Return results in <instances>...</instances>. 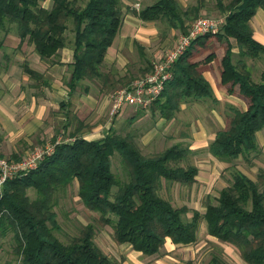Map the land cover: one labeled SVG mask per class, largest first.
Instances as JSON below:
<instances>
[{"label": "trees", "instance_id": "obj_1", "mask_svg": "<svg viewBox=\"0 0 264 264\" xmlns=\"http://www.w3.org/2000/svg\"><path fill=\"white\" fill-rule=\"evenodd\" d=\"M44 1L0 0V34L10 31L8 22L15 24L21 42L27 41L42 59H50L69 43L66 31L72 22L74 56L69 64V87L76 89L86 78L113 85L116 80L102 64L123 23V0H52L51 7ZM217 3L221 12H228L223 32L193 40L174 63L173 76L154 104L170 117L190 98L220 102L203 73L215 59L220 83L248 100L245 110L231 106L228 122L208 146L212 155L232 162L260 149L257 132L264 128V71L262 79L255 80L245 57L264 54V44L255 38L250 22L257 9L264 8V0ZM201 7V3L183 8L177 0H157L137 12L144 20H162L186 32V19L197 18ZM231 38L236 39L238 59L234 58ZM216 43L224 48L222 56L212 50L196 58ZM24 68L31 77H42L27 62ZM116 152L129 169L125 181H120L112 168ZM190 152L189 147L175 143L145 155L133 136L113 129L98 140L76 136L73 141L58 143L36 168L6 181L0 197V237L13 233L18 264H120L95 241L93 223H87L69 242L55 233L61 228L54 209L58 195L78 180L83 203L100 212L102 222L112 225L118 243H129L145 255H155L167 237L180 244L196 242L205 220L208 233L237 247L248 264H264V185L259 180L233 165L230 183L220 190L216 203H206L204 212L187 205L175 206L160 194L164 181L191 185L196 180L198 166L190 162L181 165ZM29 188L36 190L35 198L29 195ZM201 264L227 263L213 253L209 262Z\"/></svg>", "mask_w": 264, "mask_h": 264}, {"label": "crops", "instance_id": "obj_2", "mask_svg": "<svg viewBox=\"0 0 264 264\" xmlns=\"http://www.w3.org/2000/svg\"><path fill=\"white\" fill-rule=\"evenodd\" d=\"M123 1L129 3L131 9L128 10L125 7L123 10V23L114 42L109 46L105 54L102 69L111 74V77L116 80L114 83L130 85L137 79L132 80L135 74L142 76L141 73L149 69L151 63L163 56L161 47L172 42L175 43L176 37L183 31L180 27L170 26L162 20H144L140 17L137 11L157 0ZM177 1L183 8L201 3L200 13L205 8L202 0ZM218 11L219 16H226L228 13L221 12L220 9ZM192 21L191 19H186L188 28ZM250 22L255 38L264 44L263 7L257 9ZM161 23H167V25L161 27ZM10 35H8L7 40H2V46H0L1 155L11 158L23 157L36 145L52 141L59 135L71 138L81 136L88 140H98L112 129L120 132L118 127L124 121L129 120V122H132L131 126H134L147 117L148 113L143 108L138 109L128 104L124 105L118 112H115L112 109L113 100L107 88L108 84L104 85L98 79H82L76 89L71 90L67 83L72 74V67L69 64L73 62L74 56V44L71 41L61 48L59 53L53 58L42 59L27 41L21 42L20 37L16 40H11L9 38ZM169 35L170 37H167ZM231 42L234 44V58L238 59L239 48L236 39L231 38ZM255 58H246V62L252 70L253 67L249 59ZM25 62L40 72L42 77H31L25 71ZM263 71L264 68L261 70L260 79H255L254 74L253 78L261 80ZM203 73L211 83L215 96L220 100L218 103L228 106L230 112L232 111L231 106L241 110H245L248 107V104L242 107L232 98L233 96L240 98L238 95L220 88L221 72L215 59L209 61ZM46 81L48 83H45ZM111 85L109 84V86ZM184 107L185 101L181 105V108ZM202 126L205 130L206 125L203 124ZM263 130L264 128L257 132L258 139L260 132ZM199 132L198 136H196L197 144L193 143L194 148L203 143L202 137L205 132L202 129ZM216 132L217 130L211 136L210 142L214 139ZM210 142L207 146H209ZM206 231L208 232L207 226ZM121 244L130 245L133 251L142 253V251L134 249L129 243ZM189 244L175 243L170 237H167L160 252L155 254L159 255V258L150 264L166 263L165 253H169L170 257L174 253L172 251L179 246ZM121 264H132V262L127 259ZM135 264L147 263L144 261Z\"/></svg>", "mask_w": 264, "mask_h": 264}, {"label": "rangeland", "instance_id": "obj_3", "mask_svg": "<svg viewBox=\"0 0 264 264\" xmlns=\"http://www.w3.org/2000/svg\"><path fill=\"white\" fill-rule=\"evenodd\" d=\"M217 1L218 0H202L205 8L199 16H219ZM225 1L229 2L230 0ZM43 4L47 7H51L52 0H45ZM130 6L129 3L123 1V10L125 7L130 10ZM166 25L167 23H161V27ZM7 27L10 33L3 31L0 34V41L7 40L9 34H11L9 36L11 40H16L19 37L16 25L8 22ZM66 33L68 41L72 42L74 36L72 22L69 23V28ZM167 37H170V35ZM173 45L174 42L162 46L161 49L163 50V54ZM212 50H215L216 56L218 55V57L224 54L223 46L216 43L213 44L210 49L200 52L196 58H203L207 52ZM245 58H247V56ZM249 61L254 70H252L254 78L260 79L261 70L264 68V54L258 58L249 59ZM154 62L151 63L149 69L141 73L142 76L152 69ZM140 77L141 75L138 76V74H135L132 80ZM124 86H126V84L118 85L114 83L111 86L108 85L107 88L109 89L110 97L117 89ZM219 86L221 89L227 92L229 91L228 88L221 83H219ZM231 93L241 98L237 96L232 97L242 105V107L248 104V100L240 95L237 90H233ZM155 100L156 98L153 99L147 107L128 104L138 109L143 108L148 115L141 123L138 122L134 126H131L132 122H129V120L124 121L118 129L120 131L119 133L123 135L130 134L133 136L137 146L145 155L156 154L175 143H180L184 147L187 146L190 148L191 152L188 154V159L182 161L181 165L186 166L189 162L196 164L199 168L196 180L191 185L164 181L160 188V194L162 196L170 200L175 206L187 205L192 209L196 208L204 212L206 203L208 201L216 202V197L219 196L220 190L230 183L232 179L231 167H233V165L244 171L253 179L259 180V182L264 185V130L260 132L259 135L258 140L260 149L258 151H252L246 156H240L232 162L223 161L213 156L209 152L207 145L213 133L220 127H224L228 122V117L231 116L228 106L221 103L216 104L211 99L197 100L190 98L185 100L184 108H181L182 103H184L181 102L179 109L170 117H166L162 114L159 106L154 104ZM203 124L206 125L205 130L202 126ZM200 129L205 132L202 137L203 143L194 148L193 143L197 144L196 136L200 133ZM44 144L46 143L41 145ZM112 168L120 181H125L129 178V169L118 152L113 155ZM113 189L116 190L117 186ZM78 192L79 182L78 180H74L65 190L59 193L56 204L54 205L61 225L60 229H55L54 231L63 241L69 242L73 236L80 234L87 223H93L95 226V241L106 253L119 261L120 264L127 259L132 262V264L144 261L150 264L152 261L154 263L156 259L159 258V255L147 256L133 251L130 245L118 243L114 238L112 225L102 222L100 220V212L88 208L83 203ZM28 193L31 198L37 196L36 190L33 188H29ZM187 214L191 216L192 211H189ZM206 226L205 221L202 220L197 241L189 245L179 246L176 250L172 251L174 253L171 254L170 257L169 253H165L166 263L162 264H180L188 259H192L194 264L207 263L212 258L213 253L221 255L227 264H248L242 259L237 247L209 235L206 231ZM13 236V233L9 231L6 235L0 237V264H18L19 258L15 250L16 241Z\"/></svg>", "mask_w": 264, "mask_h": 264}, {"label": "built area", "instance_id": "obj_4", "mask_svg": "<svg viewBox=\"0 0 264 264\" xmlns=\"http://www.w3.org/2000/svg\"><path fill=\"white\" fill-rule=\"evenodd\" d=\"M225 16H198L186 32L179 34L174 45L168 48L163 56L154 62L152 69L130 85L117 89L113 95L112 109L118 112L124 104L147 107L163 91L166 82L173 76V65L185 53L193 40L207 33L223 31ZM75 138L59 135L55 140L44 145L35 146L20 159L0 154V197L8 179L26 174L36 168L48 155L52 154L58 143L73 141Z\"/></svg>", "mask_w": 264, "mask_h": 264}]
</instances>
